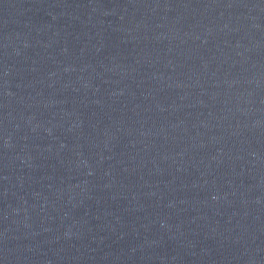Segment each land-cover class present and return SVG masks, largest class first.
I'll return each mask as SVG.
<instances>
[{
	"label": "water",
	"instance_id": "95a60500",
	"mask_svg": "<svg viewBox=\"0 0 264 264\" xmlns=\"http://www.w3.org/2000/svg\"><path fill=\"white\" fill-rule=\"evenodd\" d=\"M0 264H264V0H0Z\"/></svg>",
	"mask_w": 264,
	"mask_h": 264
}]
</instances>
